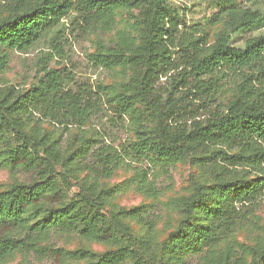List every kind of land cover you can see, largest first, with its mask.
<instances>
[{
  "label": "trees",
  "instance_id": "1",
  "mask_svg": "<svg viewBox=\"0 0 264 264\" xmlns=\"http://www.w3.org/2000/svg\"><path fill=\"white\" fill-rule=\"evenodd\" d=\"M204 1L213 13L190 24L185 18L190 6H177L175 0H0V72L11 50H29L71 12L90 30H111L120 10L141 26L138 40L119 32L114 47L91 54L97 67L132 71L107 99L120 116L135 121L136 139L121 150L84 138L69 151L41 126L45 120L80 126L101 109V94L83 84L74 90L66 66L50 52L43 55V75L35 84L0 86V167L34 175L0 191V264H30L12 262L17 252L50 256L57 264H186L191 256H197L196 264H264V241L228 240L264 190V33L233 45L237 33L264 25V9L248 4L256 0ZM217 21H223L222 28L209 44L205 28ZM54 40L52 47L62 57ZM179 68L162 92L160 79ZM226 73L238 79L219 101ZM99 89L108 94L106 86ZM191 96L207 107L204 120L189 109ZM146 158L190 160L203 178L193 181L191 194L173 199L182 219L160 242L147 219L149 206L113 204L119 187L105 183L126 159ZM135 169L130 181L139 192L156 196L148 173ZM74 187L78 192L70 197ZM133 223L147 230L138 232ZM56 232L110 248L101 253L54 248L48 242Z\"/></svg>",
  "mask_w": 264,
  "mask_h": 264
},
{
  "label": "rangeland",
  "instance_id": "2",
  "mask_svg": "<svg viewBox=\"0 0 264 264\" xmlns=\"http://www.w3.org/2000/svg\"><path fill=\"white\" fill-rule=\"evenodd\" d=\"M175 3L181 7L184 5L190 6L185 11V18L190 24L203 23L205 18L213 13V8H206L207 3L204 0H175ZM248 4H252L255 8L264 9V0H256ZM222 24L223 21H217L205 28L204 38L209 44L215 41ZM140 28L141 26L127 14L126 10L118 11L115 24L111 30H104L100 26H96L92 30L86 29L84 22L76 12H71L54 29L36 41L29 50L14 49L10 51L8 66L5 71L0 72V86L7 84L18 88H29L35 84L43 75L41 71L43 55L50 52L55 55V59L63 62L66 66L70 76L74 79V84L71 85L74 90L79 84H83L97 92V96L101 94V109L80 126L69 125L65 127L50 120L41 122V126L53 139L60 142L63 149L69 151L79 147L84 138H95L99 140V145L111 144L121 150L122 147L131 144L136 139L135 121L127 114L120 116L113 102L110 103L107 99L119 92L120 85L129 79L132 71L129 69L128 72L124 73L122 66L113 69L97 67L91 60V54L100 47L105 49L114 47L119 32H125L138 40ZM262 33H264V25L237 33L233 38V45L241 47L247 38ZM53 40L57 47L62 50V57L57 55L56 50L52 47ZM177 58L178 55L175 60ZM50 63L53 64L54 61L52 60ZM181 68L172 70L167 78L162 77L160 79L158 87L162 92H166V88L170 87L171 76L177 74ZM237 79V76L227 73L221 76V85L218 91L219 101H222L233 92ZM101 85L107 87L108 94L100 92L99 86ZM179 88L181 90L187 89L182 86ZM176 95H179V93H176ZM190 101L191 107L189 109L198 112L200 114L199 119L204 120L209 116L207 107L202 106L204 104L202 100L191 96ZM98 144L95 145L98 146ZM135 167L148 173L149 181L158 190L156 196L139 192L135 183L130 181L137 171ZM252 173L251 175H254ZM33 179L34 175L32 173L24 172L22 169H11L8 166L0 167V191L6 189L15 181L30 182ZM202 179L201 172L190 160L166 163L157 160L151 161L146 158L143 161L126 159L115 170L113 177L105 180V183L108 186L119 187V191L112 199L113 204L126 208L141 204L149 206L150 213L147 219L154 224L155 241L160 242L176 229L182 219L181 212L172 204L173 199L191 194L194 188L193 181H201ZM77 192L78 188L74 187L69 196L71 197ZM132 226L141 233L147 230L144 225L133 223ZM228 240L240 244H254L259 240L264 241V190L259 195L249 218L237 227L235 233L229 236ZM226 242H222L219 247L224 246ZM48 245L65 250L86 247L97 253L110 248V246L103 243L86 241L75 233L64 232L52 233ZM196 257L187 258L186 264H196ZM23 259L30 262V264H57L50 256L40 258L26 252H17L12 262L16 263ZM75 264H86V262L76 261Z\"/></svg>",
  "mask_w": 264,
  "mask_h": 264
}]
</instances>
